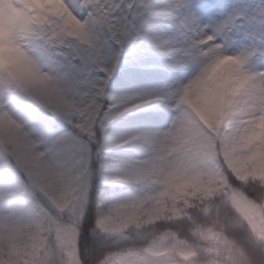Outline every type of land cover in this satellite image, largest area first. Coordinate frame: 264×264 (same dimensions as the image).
Returning <instances> with one entry per match:
<instances>
[{
    "label": "snow or ice",
    "instance_id": "6c2138e0",
    "mask_svg": "<svg viewBox=\"0 0 264 264\" xmlns=\"http://www.w3.org/2000/svg\"><path fill=\"white\" fill-rule=\"evenodd\" d=\"M5 0H0V6ZM71 17L82 25L71 30L65 15H51L34 24L26 12L16 14V24L28 33V48L35 61L48 72L59 89L51 98L37 97L21 89L6 74H0V118L11 114L30 129L28 146L36 156L51 160L68 144L79 145L80 195L76 206H58L27 178L16 157L0 153V188L23 189L25 196L39 197L60 227L72 235L73 248L65 250L57 233L50 234L53 254L50 264H117L137 243L110 248L113 240L135 241V225L120 234L105 229V189L127 185L128 179L110 176L112 156L128 147L111 144V137L127 127L140 137L138 155L149 153L147 141L167 135L185 122L205 137L209 162L229 176V182H244L228 166L229 133L235 120L229 118L219 134L198 120L184 102L189 81L202 62L203 43L222 45L214 52L239 53L255 72V83L264 88V0H230L225 5L206 0H65ZM22 9L19 0L9 8ZM75 26V25H71ZM151 80L153 86H144ZM137 113L134 121H121ZM106 129V130H105ZM36 141L39 143L37 144ZM103 146L101 147V145ZM114 163V162H113ZM35 192V195H33ZM93 193H96L95 201ZM11 202L4 209L11 210ZM157 224L162 223L157 221ZM247 224V221H245ZM249 236L264 243L249 230ZM137 239L140 238L137 234ZM255 251L264 257V249Z\"/></svg>",
    "mask_w": 264,
    "mask_h": 264
},
{
    "label": "rangeland",
    "instance_id": "374dc122",
    "mask_svg": "<svg viewBox=\"0 0 264 264\" xmlns=\"http://www.w3.org/2000/svg\"><path fill=\"white\" fill-rule=\"evenodd\" d=\"M206 2L225 5L230 0H206ZM7 3L11 4L12 0H7ZM21 11V9L15 8L13 4L8 11V22L10 24L15 23L16 14ZM4 20L5 13L3 8L0 7V23L4 22ZM67 21L71 25L79 24L71 16L67 17ZM236 75L239 77V87L235 91L230 92L228 97L231 102L233 115L239 116L241 120L246 119L248 115H259L262 108H264V88L255 83V75L243 72ZM16 84L21 89L37 97L47 96L51 98L59 91L50 75L37 77L25 84L19 82H16ZM143 84L151 87L154 82L145 80ZM185 103L200 122L205 119L201 115L203 103L201 99L195 95V99ZM137 116V113H130L117 123L134 121ZM237 123L238 121H235V125ZM125 130L135 131L136 129L127 127ZM25 133H30V129L25 127L23 120L17 119L11 114L0 118V153L8 152L15 156L17 161L25 167L24 173L27 179L43 192H46L47 188L59 185L62 180H65L67 183L59 185L53 200L58 206L67 207L72 205L75 207L77 198L80 195V185L77 181L80 179L81 158L76 154L79 150V145L71 144L66 148L67 154L56 155L58 157L44 160L42 157L36 156L34 151L28 146L31 137L30 135L26 136ZM138 138L140 137L138 136ZM157 138L163 141L161 154L165 155L166 159H173L172 163L162 173H157L155 176L150 177L148 193L152 195L173 194L175 197L184 195L189 187L200 188L203 176L207 173L212 174L214 169L218 167L210 163L205 155V152L210 148V142L204 136L194 133V125L191 122L182 123L169 134H161L159 137L149 138L148 141ZM36 143L38 144L39 142L36 141ZM147 145V149L150 148V144L147 143ZM242 151H246L247 155L243 156L241 154ZM137 157L136 155L134 158ZM226 158L228 166L238 175H240L238 171L241 162L244 164L256 162L261 166V170L264 171V134L258 133L252 136L243 147H234V142L229 143ZM189 171L192 172V181L188 177ZM2 202H11L15 205L11 210H8V216L11 218L16 217L20 227L31 223L37 226L41 232L43 231L44 219L42 214L33 204L31 196L24 195L23 189L0 188V203ZM236 202L255 232L258 235L264 232L262 209L243 198H236ZM53 223L62 247L66 251L73 248L72 235L63 230L55 220ZM18 230V228L13 229L8 234V237L14 240L18 236ZM121 261L124 264H178L169 255L168 250L164 246H153L145 251L133 252L124 256Z\"/></svg>",
    "mask_w": 264,
    "mask_h": 264
},
{
    "label": "trees",
    "instance_id": "16d2710c",
    "mask_svg": "<svg viewBox=\"0 0 264 264\" xmlns=\"http://www.w3.org/2000/svg\"><path fill=\"white\" fill-rule=\"evenodd\" d=\"M193 99L195 95L188 92L184 94L185 102ZM70 145H66L57 155L67 154L66 148ZM241 154L246 156L247 152L242 151ZM137 156L135 159L144 158L138 154ZM161 157L166 159L163 154ZM19 164L25 172L23 164ZM238 172L240 175L235 173L243 184L234 181L230 183L229 176L217 167L212 174L207 173L203 176L200 188L189 187L184 195L175 197L173 194L159 196L148 193L150 204L146 210L121 224L105 222L106 230L111 226L121 228L122 232L127 227L135 225L131 233L135 241L113 240L108 243V247L116 248L133 242L141 245L132 250L133 253L148 250L153 246H164L178 264H250L252 251L256 247H264V243L257 244L249 236V230L257 233L240 209L236 198H243L256 204L264 215V175L259 174L264 171L256 162L246 164L241 162ZM79 173L81 176V170ZM156 174L152 173L151 177ZM188 177L193 180L191 171ZM63 183L67 182L62 180L59 185ZM59 185L47 188L45 193L53 199ZM105 191L124 197L133 189L127 185H118ZM95 198L96 193H93L94 201ZM31 199L44 219L42 232L31 223L20 227L17 218L9 217L8 211L4 210L9 203H0V264L51 262L53 246L49 237L53 231L56 232L54 220L50 221L51 214L39 197L33 199L31 196ZM157 221L162 223L157 224ZM17 228L18 236L12 240L8 234ZM137 234L140 237L138 239Z\"/></svg>",
    "mask_w": 264,
    "mask_h": 264
},
{
    "label": "clouds",
    "instance_id": "9594fccd",
    "mask_svg": "<svg viewBox=\"0 0 264 264\" xmlns=\"http://www.w3.org/2000/svg\"><path fill=\"white\" fill-rule=\"evenodd\" d=\"M20 3L23 5L21 10L26 12L30 20L37 25L46 22L51 15L63 14L66 19L71 16L65 0H21ZM0 7L5 13V20L0 23V74H6L21 84L40 76H49V73L43 70L29 51L27 31L19 28L16 23L8 22L9 4L7 0ZM69 27L72 31L79 32L82 25H69ZM211 40L212 37H208L203 41L208 44V47L204 49L202 62L196 75L186 86V90L202 100L201 115L205 119L201 122L215 133L219 134L225 121L230 117L238 121L229 133V143L234 142V147H243L252 136L258 133L264 134V108L259 115H248L246 119L241 120L239 116L233 115L228 97L230 92L239 87L237 73L255 75V72L249 61L242 60L239 53L214 52V49L223 46L210 44ZM110 143L128 145L127 148L114 154L111 161H108L113 164L110 171L113 180L126 178L129 181L127 186L133 189L129 195L124 197L114 192L108 194L109 198L104 209L105 222L121 224L148 208L151 174L162 173L172 163L173 158L161 157L163 141L157 138L147 141L150 144V148L145 149L149 153L147 156L143 159H135V155L138 154L137 149L143 145L138 135L130 131L111 137ZM259 174L264 175V172ZM118 185L120 184H115V186ZM152 218L154 217H149V219ZM107 231L112 234L122 232L121 228L111 226H108ZM251 255L250 264H264V257L255 250ZM96 264H104V261L98 258ZM117 264H124V262L118 261Z\"/></svg>",
    "mask_w": 264,
    "mask_h": 264
}]
</instances>
